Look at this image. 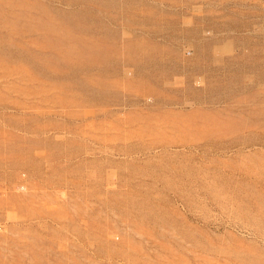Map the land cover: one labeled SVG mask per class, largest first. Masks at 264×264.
<instances>
[{
    "label": "rangeland",
    "instance_id": "374dc122",
    "mask_svg": "<svg viewBox=\"0 0 264 264\" xmlns=\"http://www.w3.org/2000/svg\"><path fill=\"white\" fill-rule=\"evenodd\" d=\"M0 264H264V0H0Z\"/></svg>",
    "mask_w": 264,
    "mask_h": 264
}]
</instances>
